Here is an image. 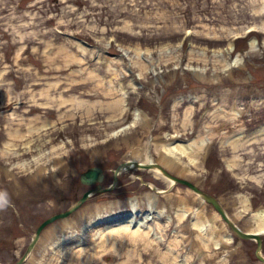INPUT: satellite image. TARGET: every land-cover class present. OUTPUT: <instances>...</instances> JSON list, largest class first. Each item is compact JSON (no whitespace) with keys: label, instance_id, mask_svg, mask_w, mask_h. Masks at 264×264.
<instances>
[{"label":"rangeland","instance_id":"obj_1","mask_svg":"<svg viewBox=\"0 0 264 264\" xmlns=\"http://www.w3.org/2000/svg\"><path fill=\"white\" fill-rule=\"evenodd\" d=\"M148 49L153 61L133 62ZM173 138L207 143L189 176L169 172L216 197L242 230L254 226L264 209V0H0L1 263L16 262L36 227L91 187L81 172L100 166L108 186L121 162H157ZM154 189L170 216L153 220L162 239L140 229L116 249L107 222L87 225L134 203L147 210ZM255 248L188 187L133 168L47 225L22 264H264Z\"/></svg>","mask_w":264,"mask_h":264},{"label":"bare ground","instance_id":"obj_2","mask_svg":"<svg viewBox=\"0 0 264 264\" xmlns=\"http://www.w3.org/2000/svg\"><path fill=\"white\" fill-rule=\"evenodd\" d=\"M249 48L251 50L256 48L255 42L251 41ZM149 50L150 49L147 50V54L143 58L144 60H141L140 58L141 54L143 53L142 51H138L137 54H135V56H131V59H133L134 63H137L138 65L144 68L145 62L153 61V59L149 55ZM162 54L164 53H159V56ZM123 55L125 56L127 55L126 50L125 52H123ZM165 55H170V54L166 52ZM241 62L242 61L240 59L234 58L231 61L230 66L231 65L236 66L239 63L241 64ZM194 75L198 78L203 77L200 71H196V70L194 71ZM42 93H44V91H42ZM48 101L49 99H46L45 103H48ZM123 104H122V108H123ZM108 107L115 111L120 109V107L118 109V106L114 105L113 103L108 104ZM75 112L80 113L81 111L79 108L76 107V110H74V113ZM133 113H134L133 119L136 121L144 119L146 116L139 109H135ZM81 114L85 115V113H82V112ZM206 143H207L206 139L182 140V139L173 138L171 141L163 142L161 147L158 148L157 162L153 161L151 158H148L146 162L144 161H140V162L143 164H149L151 162L158 164L161 166V169L165 170L166 173H170L171 175L173 174L169 172V170L174 171L179 176H189L190 172H189L188 165L194 164L197 161L198 156L202 154V149L205 148ZM4 154H7V153L4 152ZM183 157H186L188 161L184 162L182 160ZM135 162L137 161L131 160V159L121 162L119 164L120 170L118 173H120L123 170L131 169V168H139V167H136ZM57 164L59 166L62 165V160H58ZM152 169L164 175V172H162V170H160L158 167H152ZM164 176L170 181V184H174L173 180L168 178L166 175ZM160 192H163V190L154 189V194H150L149 196L151 199V203L148 204V206L150 205V207L143 212H141L138 208H136L137 206L134 203V204H131L130 212H126V213H122V214L114 215V216L101 217L102 219L100 218V216H96L95 219L89 220L87 222V225L94 224L96 222L99 223L100 221L107 222L108 224L106 226V229L107 230L109 229V231L111 230V232H108V236H111L112 240H114L113 242H111V245L114 246L115 248L117 247L116 249L123 246L122 245L123 240H126L127 243H131L130 240L132 239V236L133 235L135 236L137 234V231L140 229L144 231V229L147 228L148 230H151L153 232V235L155 238L162 239V234L158 230H156L153 226V220L160 216L166 215V220L169 221L170 216L168 214H165L163 207L157 208V206L155 207L153 204L155 193H160ZM179 211L180 213L178 214ZM187 212L188 211L185 210L184 207L181 209H177L176 211L177 215L181 216V218H184ZM250 222H254L253 223L254 226H247L246 229L248 232L264 234V209L263 208L256 209L255 212L252 214V217L249 219V223ZM129 228L132 229L131 231L133 232H127V229ZM191 228L194 229L195 232L196 231L205 232L208 230L207 226L200 224L197 220L196 221L193 220L191 222ZM71 235L67 236V238L68 239L72 238ZM225 237H227L228 239L231 238L230 235L229 236L226 235ZM67 238L66 240H68ZM106 242L107 240H105V243H102L100 247L107 248V249L111 248L110 243H106ZM219 244H220L219 242L217 241L215 242L216 246H218Z\"/></svg>","mask_w":264,"mask_h":264},{"label":"water","instance_id":"obj_3","mask_svg":"<svg viewBox=\"0 0 264 264\" xmlns=\"http://www.w3.org/2000/svg\"><path fill=\"white\" fill-rule=\"evenodd\" d=\"M135 165H136V167L145 168V169H150L152 167H158L160 170H162V172H164V175H166L168 178L173 180L175 183L185 185L186 187H188L189 189H191L195 193L199 194L204 201H206L208 204H210L214 208V210L220 215L222 220L235 233L236 236H238L241 239L255 240V242H256L255 255L262 263H264V257L260 253L261 243H262V239H261L260 234L250 233V232H246V231H243L242 229H240L233 221L230 220V218L226 214L225 210L223 209V207L221 206L219 201L214 196L204 192L201 188H199L197 185H195L194 183H192L191 181H189L187 179L180 178V177H177L175 175H171L170 173H166L165 170L161 169L160 165L155 164L153 162H151L149 164H143V163L137 161V162H135ZM119 170H120V165L117 166L116 169L114 170V180H113L114 182H113V184L108 186V187H102L100 184L104 178L103 171L100 167L93 166V167L89 168L87 171L81 173L79 175V180L81 183H83L85 185H94L95 184L96 186L92 189L85 191L81 195V197L71 207H69L65 211L56 213V214L51 215L50 217L44 219L37 226V228L34 232V235H33L32 239L29 243V246L27 248L26 253L24 255H22L13 264H22V262L24 261V259L26 257V254L34 247V245L36 244V242L38 241V239L40 237L42 230L47 225H49L50 223H52L56 220L64 219V218L68 217L72 212L76 211L82 203H84L87 200L90 193L108 191L113 186H115L116 185V176H117ZM0 264H3V263H0Z\"/></svg>","mask_w":264,"mask_h":264},{"label":"clouds","instance_id":"obj_4","mask_svg":"<svg viewBox=\"0 0 264 264\" xmlns=\"http://www.w3.org/2000/svg\"><path fill=\"white\" fill-rule=\"evenodd\" d=\"M3 206V204L2 203H0V207H2Z\"/></svg>","mask_w":264,"mask_h":264}]
</instances>
